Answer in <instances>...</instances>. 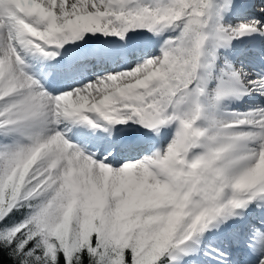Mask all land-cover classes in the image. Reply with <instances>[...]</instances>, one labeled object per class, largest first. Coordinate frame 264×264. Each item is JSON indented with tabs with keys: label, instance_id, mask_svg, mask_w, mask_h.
Here are the masks:
<instances>
[{
	"label": "snow or ice",
	"instance_id": "obj_1",
	"mask_svg": "<svg viewBox=\"0 0 264 264\" xmlns=\"http://www.w3.org/2000/svg\"><path fill=\"white\" fill-rule=\"evenodd\" d=\"M238 3L256 14L225 24ZM142 31L178 34L150 56L129 35ZM88 34L119 38L136 66L50 92L26 57L50 62L44 81L78 79L113 54L57 59ZM254 35L264 0H0V136L13 138L0 143V249L11 264H264V106L218 114L225 100L264 96V68L224 58L216 76L220 49ZM85 124L106 134L99 158L67 138ZM133 125L143 134L117 135ZM173 126L166 148L147 147ZM121 153L139 156L117 167ZM229 222L223 246L202 247Z\"/></svg>",
	"mask_w": 264,
	"mask_h": 264
},
{
	"label": "bare ground",
	"instance_id": "obj_2",
	"mask_svg": "<svg viewBox=\"0 0 264 264\" xmlns=\"http://www.w3.org/2000/svg\"><path fill=\"white\" fill-rule=\"evenodd\" d=\"M255 5L238 3L235 10L232 13L225 14L223 13V22L225 24H232L233 26L239 24L244 19L248 18L251 15H255ZM225 14V15H224ZM178 32H166L162 36H154L150 32L142 31L138 34H134L132 40L143 41L144 52L148 53L150 56H157L160 54L161 45L169 36H175ZM99 34L92 35L88 34L84 41H79L77 44H67L64 49L61 50V56L58 57V60L67 61L69 58L75 56L84 49H112L113 54L110 59H106L99 62H93L91 66L83 71L82 75L78 79H59V80H48L44 81L42 72L46 71L50 67V62L44 61L37 54L35 56L28 55L26 57L27 63L30 65V71L34 76L41 79L45 84V87L54 94H59L60 91L66 90L68 85L73 87H80L82 83L87 81H92L97 76L105 75V73H118L117 71H125L127 68H134L139 57L135 54L127 56L119 50V46L122 43L120 40H114L105 42L106 38H101L103 36H98ZM244 40H239L233 44L232 48L225 49L220 51L221 59L217 61V70L219 72V67L223 66L224 57L232 56L230 61L233 62L236 66L244 64L251 69L260 71L261 68H264V61H258L257 55L264 52V36H245ZM242 38V39H243ZM222 50V49H221ZM44 68V69H43ZM43 69V70H42ZM257 104L264 106V100L261 96L253 94L251 96H245L241 100L237 99H228L225 100L222 104L221 111L219 115L224 118H229V114L232 112L243 113L247 108L255 107ZM144 130L135 126L134 128L125 129L123 132L118 133L117 135L124 139H130L131 136L143 134ZM174 126L172 128H165L162 130L159 137L151 136L149 144L147 145L152 151L159 149H164L167 147L168 143L173 137ZM131 134L128 135V134ZM106 134L101 129L100 131L93 132L90 126L88 125H77L71 127V130L67 133V137L70 140H73L75 145L85 149L86 154L89 152L98 153V158L100 157V150L96 146L97 141L104 137ZM11 142L13 138L9 137ZM139 154H129L121 153L118 158L114 161V164L118 167L125 160L138 158ZM231 230V222L229 225L224 226L220 231H210L205 234L206 238L203 241L202 247L208 244L223 246L227 233ZM198 264H208V260L204 259L203 256L199 258Z\"/></svg>",
	"mask_w": 264,
	"mask_h": 264
},
{
	"label": "rangeland",
	"instance_id": "obj_3",
	"mask_svg": "<svg viewBox=\"0 0 264 264\" xmlns=\"http://www.w3.org/2000/svg\"><path fill=\"white\" fill-rule=\"evenodd\" d=\"M218 3H222V0H218ZM258 5H255V12H256V7H257ZM219 11V10H218ZM229 14L230 13H232V11H230V12H228ZM225 14H227V13H225ZM224 14V15H225ZM178 32V31H177ZM134 34H138V33H130L129 35H134ZM99 37L100 36H103V35H98ZM101 38H106L105 39V42H109V41H114V40H119V38H115V37H105V36H103V37H101ZM239 40H244V38L242 39H239ZM238 40H234L233 42H232V46L231 47H229V48H232L233 47V44H235L236 42H237ZM245 41V40H244ZM263 47H264V43H263ZM229 48H221L220 49V51H222L223 52V50H225V49H229ZM224 58H227L228 60H231L232 59V56H230V57H224ZM257 59H258V61H264V59H262L261 58V55L260 54H258L257 55ZM128 69H130V68H127L126 70H128ZM117 72H119V71H117ZM106 74V73H105ZM108 74V73H107ZM216 76L217 77H219L220 76V72H218V70H216ZM94 80V79H93ZM89 81H87V82H85V83H88ZM216 86H217V82H216V80H213L212 82H211V84L209 85V88H210V91H212V90H214L215 88H216ZM257 96H261V95H259V94H257ZM261 98L264 100V96H261ZM206 103L208 102V99L206 98V101H205ZM221 108H222V106H221ZM249 110V108H247L246 110H244V112H247ZM220 111H221V109H220ZM220 111H219V113H220ZM218 113V114H219ZM135 127V125H133L132 126V128H134ZM68 138V137H67ZM69 141L71 142V143H74V141L73 140H70L69 139ZM0 143H4V144H11L12 142H11V140H10V138L8 137V138H5V137H3V136H0ZM97 154V158H98V153H96ZM216 245V244H215ZM204 258V257H203ZM188 258L186 257L185 258V260H187ZM204 259H206V258H204Z\"/></svg>",
	"mask_w": 264,
	"mask_h": 264
},
{
	"label": "trees",
	"instance_id": "obj_4",
	"mask_svg": "<svg viewBox=\"0 0 264 264\" xmlns=\"http://www.w3.org/2000/svg\"><path fill=\"white\" fill-rule=\"evenodd\" d=\"M25 209H20L16 219H22V214L25 212ZM0 264H11V261L8 258L7 251L0 249Z\"/></svg>",
	"mask_w": 264,
	"mask_h": 264
}]
</instances>
